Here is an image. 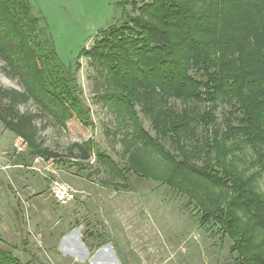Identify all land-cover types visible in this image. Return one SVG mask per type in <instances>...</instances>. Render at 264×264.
<instances>
[{"label":"trees","instance_id":"obj_1","mask_svg":"<svg viewBox=\"0 0 264 264\" xmlns=\"http://www.w3.org/2000/svg\"><path fill=\"white\" fill-rule=\"evenodd\" d=\"M141 2L133 1L136 13L125 11L82 53L104 79L102 100L133 129L126 163L99 149L96 156L122 180L117 186L127 187L128 176L138 174L188 196L201 223L218 225L232 240L238 264H264V0ZM0 60L24 89L0 86V121L38 155L57 156L39 146L32 115L18 105L34 100L63 124L76 116L84 125L90 108L29 0H0ZM221 104L229 107L219 126ZM137 105L151 117L155 137ZM78 148L72 157L91 158L92 144ZM247 149L253 153L242 169L237 160ZM0 264L30 263L0 247Z\"/></svg>","mask_w":264,"mask_h":264},{"label":"rangeland","instance_id":"obj_2","mask_svg":"<svg viewBox=\"0 0 264 264\" xmlns=\"http://www.w3.org/2000/svg\"><path fill=\"white\" fill-rule=\"evenodd\" d=\"M141 0H29L51 34L60 60L76 73L90 108L89 124L76 116L65 124L34 100L18 105L32 115L38 155L24 137L0 121V247L30 264H238L232 240L216 224H202L201 211L188 196L159 181L131 174L122 187L95 150L126 163L133 129L103 100L106 85L82 55L101 30L136 13ZM80 69L78 70V64ZM0 60V86L22 92ZM176 108L182 102L171 100ZM202 108L205 106L201 105ZM228 105L221 104L218 125ZM143 127L156 136L152 119L136 106ZM201 129V128H200ZM24 142L25 146L20 147ZM164 142L168 147L169 144ZM79 144L94 146L86 162L72 157ZM252 149L239 154L245 169ZM256 168L248 171L251 174ZM115 182V183H114ZM118 182V183H117ZM264 192V173L259 179Z\"/></svg>","mask_w":264,"mask_h":264},{"label":"built area","instance_id":"obj_3","mask_svg":"<svg viewBox=\"0 0 264 264\" xmlns=\"http://www.w3.org/2000/svg\"><path fill=\"white\" fill-rule=\"evenodd\" d=\"M18 142H20V147L21 146H25V143L23 142L22 145H21V140L19 139Z\"/></svg>","mask_w":264,"mask_h":264}]
</instances>
